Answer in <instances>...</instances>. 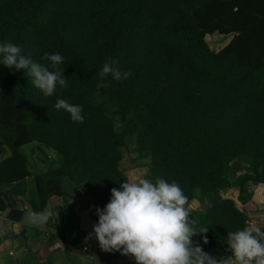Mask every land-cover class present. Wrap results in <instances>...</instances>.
I'll return each mask as SVG.
<instances>
[{
  "label": "trees",
  "instance_id": "obj_1",
  "mask_svg": "<svg viewBox=\"0 0 264 264\" xmlns=\"http://www.w3.org/2000/svg\"><path fill=\"white\" fill-rule=\"evenodd\" d=\"M160 1L0 0V44L11 42L49 67L44 55L61 54L58 67L67 79V87L58 85L45 96L23 70L0 64V185L28 178L21 149L39 133L58 136V127L66 126L71 146L94 140L88 145L104 147L113 164L129 135L135 150L161 167L150 173L153 182L174 181L189 202H200L205 215L190 216L197 231L209 229L200 236L222 241L249 221L264 230V212L248 203L246 193L247 182L264 184V0H166L193 24L189 28L180 20L161 27ZM229 31L234 35L219 51L203 41L206 34ZM108 60L132 75L123 81L111 74L101 78ZM19 85L26 103L13 91ZM57 99L81 106L83 123L57 110ZM111 115L121 118L123 133H115ZM89 171L84 190L102 194L100 183L110 172L100 165ZM38 190L41 209L52 194ZM228 190L239 192L243 211L223 196ZM97 203L101 209L107 205Z\"/></svg>",
  "mask_w": 264,
  "mask_h": 264
},
{
  "label": "clouds",
  "instance_id": "obj_2",
  "mask_svg": "<svg viewBox=\"0 0 264 264\" xmlns=\"http://www.w3.org/2000/svg\"><path fill=\"white\" fill-rule=\"evenodd\" d=\"M44 59L50 62V67L35 62L30 54H22L21 47L11 42L0 44V64L10 70H23L36 89L52 96L58 85L67 87L64 72L58 67L64 58L59 53H46ZM109 74L116 81H123L132 72L122 71L119 61L108 60L98 75L104 78ZM55 108L70 114L73 122L84 121L83 108L66 99H57ZM188 204V197L174 181L127 180L111 190L105 208L95 209L98 223L93 226V233L102 251L134 257L136 264H264V230L254 223L228 231L230 256L214 257L194 244L193 237L209 229L197 231ZM93 233L85 237V243L93 238ZM203 243H208L206 237Z\"/></svg>",
  "mask_w": 264,
  "mask_h": 264
},
{
  "label": "rangeland",
  "instance_id": "obj_3",
  "mask_svg": "<svg viewBox=\"0 0 264 264\" xmlns=\"http://www.w3.org/2000/svg\"><path fill=\"white\" fill-rule=\"evenodd\" d=\"M125 1V0H123ZM198 1V0H196ZM172 6L166 0H161L157 11L159 14L162 12V19L159 23L161 27L167 24H174L175 22L183 23V27H193V24L189 23L185 17H182L180 13H174V10H170ZM187 13H184L186 15ZM228 28H231L232 22H227ZM176 26V25H175ZM234 34L229 31L225 34L214 32L212 34H206L203 37V41L207 44L208 48L213 51H219L222 49ZM18 94V100L22 103L27 102V94L22 86H16L13 88ZM253 118H259V114L250 112ZM114 122L115 133H123L124 123L117 115H111ZM29 123V120H28ZM58 136H44L41 133L37 135V138L29 142L22 147V152L27 156L28 164L30 168L29 181L34 186L48 189L51 194L57 199L66 200L67 207L63 210L67 217H74L73 207L82 202L96 212L95 209L99 208V203L108 204L111 199V190L113 188H119V185L127 180H136L139 178H150V173L156 169L161 170L160 166L153 167L150 164L149 158L143 157L135 149V139L133 136L124 135L122 145L120 146L119 153L116 155L114 164L105 155V148L102 146L88 145L94 140H88L86 146H71L68 141V127L61 125ZM1 133H4L1 131ZM3 135V134H2ZM83 140V139H82ZM95 151L93 152V149ZM4 156L9 153H3ZM100 165L106 172H110L106 182L100 183L103 189V193L96 190H89L87 188L86 178L90 171ZM156 168V169H154ZM245 170L248 171L247 165H244ZM244 170V169H243ZM157 171V170H156ZM242 171V170H241ZM239 173L236 174L237 177ZM161 178V177H158ZM152 180V179H151ZM253 183L251 181L247 182ZM263 184V183H259ZM85 185V186H84ZM46 187V188H45ZM93 189V188H92ZM88 190V189H86ZM223 196L232 197V192H225ZM83 198V199H82ZM97 198V200H96ZM82 200V201H80Z\"/></svg>",
  "mask_w": 264,
  "mask_h": 264
},
{
  "label": "crops",
  "instance_id": "obj_4",
  "mask_svg": "<svg viewBox=\"0 0 264 264\" xmlns=\"http://www.w3.org/2000/svg\"><path fill=\"white\" fill-rule=\"evenodd\" d=\"M228 192H232L233 196L226 198L232 199L236 207L243 211L247 206L238 199L239 192ZM246 193L249 196L246 195L249 198L247 200H250L248 203H252L259 212H264V184L247 183ZM39 194L38 188L30 183L29 177L20 184L0 185V264H136L134 257H125L119 252H104L101 248L93 252L91 242L85 243L87 234L79 228L75 207V216L69 218L63 213L62 223H59L58 214L67 207L66 200L61 197L59 201L53 195L48 199L53 215L47 222L48 229L23 225L21 219L28 204L34 212L44 208L40 209L42 201ZM77 206L80 210L91 209L82 202ZM187 207L190 216L194 218L205 215L197 200L190 201ZM247 215L250 218L248 213ZM91 216L98 222V218L92 213ZM260 221L264 224V217ZM203 241L204 237L200 235L193 237L194 244L201 246L211 256L232 255L228 251L227 239H214L207 244Z\"/></svg>",
  "mask_w": 264,
  "mask_h": 264
},
{
  "label": "water",
  "instance_id": "obj_5",
  "mask_svg": "<svg viewBox=\"0 0 264 264\" xmlns=\"http://www.w3.org/2000/svg\"><path fill=\"white\" fill-rule=\"evenodd\" d=\"M75 214L79 218V228L82 232L93 233V226L98 222L91 216L89 209L80 210L79 206H75ZM52 208L49 200L46 201L44 208L39 212H34L31 205H27V210L25 211L21 223L25 226L34 227L38 229H48L47 222L52 217ZM93 252H97L100 249L98 240L95 238L93 233V238L90 240Z\"/></svg>",
  "mask_w": 264,
  "mask_h": 264
},
{
  "label": "built area",
  "instance_id": "obj_6",
  "mask_svg": "<svg viewBox=\"0 0 264 264\" xmlns=\"http://www.w3.org/2000/svg\"><path fill=\"white\" fill-rule=\"evenodd\" d=\"M109 264H112V263H109Z\"/></svg>",
  "mask_w": 264,
  "mask_h": 264
}]
</instances>
